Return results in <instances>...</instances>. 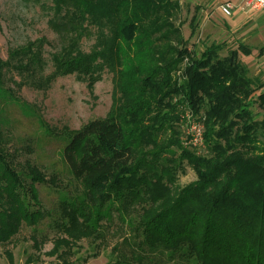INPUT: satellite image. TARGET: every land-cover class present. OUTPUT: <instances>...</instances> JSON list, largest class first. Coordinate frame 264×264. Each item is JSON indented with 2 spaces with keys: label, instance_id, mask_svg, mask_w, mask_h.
Returning a JSON list of instances; mask_svg holds the SVG:
<instances>
[{
  "label": "trees",
  "instance_id": "1",
  "mask_svg": "<svg viewBox=\"0 0 264 264\" xmlns=\"http://www.w3.org/2000/svg\"><path fill=\"white\" fill-rule=\"evenodd\" d=\"M53 1L63 45L39 87L76 74L93 92L106 68L116 76L109 114L68 133L63 157L84 195L78 204L61 201L64 220L48 253L58 260L50 264H74L69 239L105 237L114 212L122 264H264V115L252 110L264 113V82L242 59L251 49L223 54L225 42L213 43L199 55L173 21L178 0ZM92 29L96 41L85 52ZM36 46L0 58V93L13 61L28 73L43 65ZM181 106L204 118L202 154L182 145ZM26 164L17 168L0 132V244L44 218L36 185L48 179ZM186 165L197 180L179 186Z\"/></svg>",
  "mask_w": 264,
  "mask_h": 264
},
{
  "label": "rangeland",
  "instance_id": "2",
  "mask_svg": "<svg viewBox=\"0 0 264 264\" xmlns=\"http://www.w3.org/2000/svg\"><path fill=\"white\" fill-rule=\"evenodd\" d=\"M241 4L237 6L242 9ZM224 16L216 11L212 17L208 15L205 18L204 11L183 1L173 21L183 36L190 39V46L194 45L199 55L213 43L225 42L227 48L223 54L238 49L240 45L251 48V55L244 56L243 60L251 76L264 82V34L256 33L248 25L232 31ZM54 20L53 0H0V58L9 60L11 49L33 42L38 47L41 42L43 61V65L35 66V73L18 70L14 67L16 61L12 62L14 66L4 69L3 87L8 92L0 93V132L18 169L25 170L29 161L48 179L47 183L36 185L40 205L35 208L43 212L44 218L34 226L24 223L11 242L0 244V264H50L58 260L48 253L60 235L58 224L64 220L61 201L65 198L78 204L84 195L82 183L73 177L63 157V150L70 141L68 133L92 119L105 118L113 105L116 73L108 68L95 84L93 92L76 74L59 76L48 87H39L54 70L53 53L63 45L60 32L53 26ZM96 34L92 29L83 38V51L91 50ZM177 74L181 75V70ZM252 110L257 119L263 118L264 113L257 104ZM183 120H180L182 136L186 130ZM196 180L195 171L186 165V171L180 173L177 184L187 186ZM113 214V220L104 222L108 226L105 237L77 242L69 239L72 242L71 252L67 255L70 262L122 264L114 248L122 241L123 234L118 231L117 212ZM35 241L39 247L34 245Z\"/></svg>",
  "mask_w": 264,
  "mask_h": 264
},
{
  "label": "built area",
  "instance_id": "3",
  "mask_svg": "<svg viewBox=\"0 0 264 264\" xmlns=\"http://www.w3.org/2000/svg\"><path fill=\"white\" fill-rule=\"evenodd\" d=\"M244 10L257 11L264 8V0H244ZM220 10L226 16H231L235 11L236 6L232 2H224L220 4ZM181 120L186 126L184 135L182 136V145L186 149H193L198 154H202L206 148L204 137L203 117L200 114H195L189 107L181 106Z\"/></svg>",
  "mask_w": 264,
  "mask_h": 264
},
{
  "label": "crops",
  "instance_id": "4",
  "mask_svg": "<svg viewBox=\"0 0 264 264\" xmlns=\"http://www.w3.org/2000/svg\"><path fill=\"white\" fill-rule=\"evenodd\" d=\"M178 1L181 3V5L183 4V1H186L188 5H191V7L196 6L197 9L198 8L201 9L202 11H204L205 18L206 17L208 18V15L209 17H212L216 11H219L220 14L224 16L222 11L220 10L219 7L220 4L228 1L232 2L237 9L233 12L231 16H226V15L224 16L226 19V25L232 27L231 29L232 31L238 30L239 28H242L244 25H248L247 27L253 28V31H255L256 33L258 32L260 33V35L264 34V8L257 11H250V10L248 11L241 9L237 5L239 3L240 4L243 3L244 0H178ZM213 25L221 29L219 26H217V24H213ZM244 56L245 55H242V59L244 58Z\"/></svg>",
  "mask_w": 264,
  "mask_h": 264
}]
</instances>
